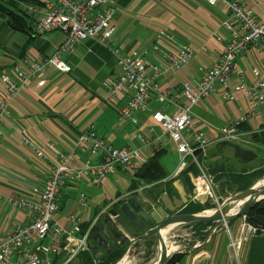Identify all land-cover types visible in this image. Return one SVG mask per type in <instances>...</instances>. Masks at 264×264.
Wrapping results in <instances>:
<instances>
[{"label":"crops","instance_id":"1","mask_svg":"<svg viewBox=\"0 0 264 264\" xmlns=\"http://www.w3.org/2000/svg\"><path fill=\"white\" fill-rule=\"evenodd\" d=\"M238 1L252 7L259 19L264 18V0ZM117 2L114 40L123 50L143 52L151 49L161 29L169 31L176 38L178 46L190 47L192 56L187 64L180 68H164V72L158 77L163 88L171 92L182 90L186 83L196 85L205 70L212 66L222 53L229 38L228 30L222 24L229 15L225 0H219L216 4H211L208 0ZM32 15L34 29L37 14ZM1 17L3 19H0V96H4L6 84L2 79V73L6 71L15 81L21 82L12 70L19 60L26 58L25 67H29L32 61L28 58L37 59L52 54L64 41L66 33L53 31L41 34L34 29L32 34L29 23L28 30L30 29L31 33L13 28L8 17L0 9ZM14 31H21L24 35L15 39ZM160 46L166 51L170 50L162 41ZM159 57L160 54L153 51H148L146 55L147 61L152 62L160 61ZM62 58L71 65V71L50 68L42 76L39 74L31 76L15 94L9 112L1 124L0 239L5 238L17 224H26L31 220L29 210L14 205L12 199L22 196L31 201L39 200L40 190L52 167L59 160L60 154L70 153L71 164L75 166H82L86 162L96 164L101 161V153L93 154L89 141L82 143L78 141V136L84 130L94 129L115 146L140 147L148 159L157 153L161 154V163L167 177L146 187L141 193H136L142 201L146 198L157 199L163 192L170 196H179L175 180L182 181L185 187L193 192V188H189L184 177H181L191 161L170 185L173 178L168 177L179 169L182 156L172 139L162 138V128L152 117L154 110L172 112L174 105L154 98L150 102L149 110L137 113V122L131 118H121L118 108L109 102L107 89L102 84L106 76L113 74L117 69V58L111 47L93 39H85L77 45L75 51L64 53ZM263 65V54L250 48L237 57V68L227 87L233 91L234 97H224L226 89L217 85L216 90L195 103L193 112L197 125L205 132L210 142L209 156L206 160L209 169L222 163L231 165L226 157L230 156V150L234 155L232 144L241 142L242 146L256 152L258 149L264 150V144L259 141L260 137L253 136L254 132L256 134L264 131V104L260 106L257 114L249 116L238 126L240 139L235 141L220 139L223 128L235 122L247 108L246 89L258 81V71H261ZM41 80L43 83L39 85ZM39 149L43 151L42 155L38 153ZM171 149L176 150L178 158L173 156L166 160L165 157L172 152ZM251 161H239L240 166L227 167H231L235 172L243 168L259 167L251 166ZM142 165L137 163L134 169L119 166L102 183L80 180L64 185L60 190V209L54 213V220L68 230H74L75 226L71 215L80 217L83 223H95L102 211L112 202L121 198L126 200L133 195L135 189L133 183L137 179L135 174ZM197 170L199 173L198 168ZM197 174L189 171L193 184V177ZM159 190L161 192L156 198L155 192ZM82 191L87 196L86 205H82L79 199ZM184 208L179 212L183 213ZM214 222H209L210 224L202 229L204 234L203 236L200 234L202 244L197 248L188 247L174 264H231L228 257V234L224 230L215 233L206 230ZM150 232L141 238L131 239L127 243L128 248L136 246L139 250L141 247L145 249L146 240L151 239ZM165 242L169 245L168 251L172 252L175 243L166 240ZM53 259L56 261L55 257ZM156 261L153 259L154 263ZM153 262L151 264H154ZM123 263H130L127 256L123 258ZM242 264H245V259Z\"/></svg>","mask_w":264,"mask_h":264},{"label":"built area","instance_id":"2","mask_svg":"<svg viewBox=\"0 0 264 264\" xmlns=\"http://www.w3.org/2000/svg\"><path fill=\"white\" fill-rule=\"evenodd\" d=\"M117 1L33 0V2H22L30 12L37 14L34 26L36 32L48 34L53 31H62L66 33V38L52 54L37 59L28 58L32 61L29 67H25L26 58L19 60L12 70L21 82L15 81L6 71L2 73V79L6 84V94L0 96V137L1 124L9 112L13 98L30 77L38 74L42 76L50 68L64 72L71 71V65L62 58V55L75 51L81 41L93 39L111 47L117 58L116 71L106 76L102 84L107 89L109 102L118 108L121 118H131L137 122V113L149 110L150 102L154 98L172 103L174 105L172 112H166L163 109L152 112L154 121L162 128V138L172 139L182 156L179 169L168 178L178 176L191 161L199 169V173L193 177L194 188L191 201L205 203L210 199L219 203V198L223 196L218 194L215 174L210 171L206 163L210 142L205 132L197 125L193 107L200 98L216 90L217 85L224 86L226 89L224 97H234L233 91L228 90L227 87L237 68V57L250 48L259 50L264 56V18L259 19L254 9L247 4L238 0H225L229 15L222 24L229 32V38L222 53L212 66L205 70L196 85L186 83L182 90L171 92L163 88L158 77L164 72V68H180L187 64L192 56L190 47L178 46L176 38L169 31L161 29L151 49L143 52L123 50L114 40ZM208 1L216 4L219 0ZM161 41L170 47L169 51L160 46ZM148 51L160 54V61H147ZM258 74V81L246 89L247 108L235 122L223 128L221 140L240 139L241 133L238 126L249 116L257 114L260 106L264 104V65ZM42 83L43 80L38 84ZM78 141L81 143L89 141L91 152L101 153V161L96 164L86 162L82 166H75L71 164L70 153L60 154L59 160L52 167L40 190L39 200L31 201L22 196L12 199L14 205L29 210L31 220L26 224H17L5 238L0 239V264H71L80 252L90 248L89 241L95 223L83 231V220L71 215L75 226L74 230H68L54 220V213L60 209L61 188L68 183H77L80 180L102 183L119 166L134 169L137 163L144 164L148 161L140 147L115 146L94 129L84 130L78 136ZM38 153L42 155L43 151L39 149ZM150 185L140 186L135 193H141ZM229 198L227 197L226 201ZM79 199L82 205L87 204L84 191L80 192ZM223 203L217 206L220 208ZM241 206V204L238 205V207ZM238 209H234L232 213H236ZM178 227L170 236L171 239L169 238L172 244L175 243L174 250L168 251L171 256L187 251L188 247L197 248L203 241L192 225H189L188 231H179ZM206 230L212 233L224 230L228 234V257L231 264H242L250 239L254 235L264 234V224L251 220L249 213H245L231 220L216 221ZM182 237L185 241H178V238ZM168 247L169 245H167L169 250ZM51 255L56 258V261L49 258Z\"/></svg>","mask_w":264,"mask_h":264},{"label":"water","instance_id":"3","mask_svg":"<svg viewBox=\"0 0 264 264\" xmlns=\"http://www.w3.org/2000/svg\"><path fill=\"white\" fill-rule=\"evenodd\" d=\"M259 141L264 144V137ZM232 147L240 162H249L258 155L255 150L240 144H232ZM262 180L263 178L249 188L230 196L228 200L242 201V206L236 213L227 215H223L217 207L212 208L216 210L212 214L180 213V209L191 200L193 192L179 180L174 181L179 196H170L163 192L157 199L146 198L144 201L136 195L126 200L121 198L108 205L96 219L89 241L90 248L94 250L95 259H99L104 249L111 250L113 246L129 243L131 239L141 238L151 231L159 252L154 264H166L171 254L168 252L162 230L169 225L178 227L197 222H222L249 213L255 206L258 211L253 215V220L264 224V185L255 188ZM245 264H264V234L254 235L250 239Z\"/></svg>","mask_w":264,"mask_h":264},{"label":"trees","instance_id":"4","mask_svg":"<svg viewBox=\"0 0 264 264\" xmlns=\"http://www.w3.org/2000/svg\"><path fill=\"white\" fill-rule=\"evenodd\" d=\"M28 1L33 2V0H0V9L1 11L7 15L9 23L12 25L13 28L17 30L22 31H29L28 30V23L30 24V28L32 31V34L34 33L33 29V15L32 12H30L26 7L23 6L22 2ZM10 3L11 5H14L16 9L8 8L4 3ZM34 14V13H33ZM31 17V18H30ZM29 31L28 33H31ZM254 135L259 136L260 138L264 137V131L257 132ZM259 138V139H260ZM161 154L157 153L154 156L150 157L146 163H144L139 170L136 172L135 175H137V179H135L133 183L134 193L132 196L137 195L135 193V190H137L140 187V184H155L157 181H160L161 179L167 177V173L165 172L164 166L161 163ZM231 166L225 163L215 165L214 168H210V171L215 175L216 180L220 182V187L223 192H225L226 189L229 190H245L249 188L254 182L257 180L263 178L264 176V164L262 166H259L255 169H249V168H243L242 170H239L238 172L232 171L233 169ZM192 170L195 174L198 173L197 166H195L193 163H190L189 166L182 172L181 177H184L185 181L187 182L189 188H194V184L191 182L189 177V171ZM222 172L219 174L218 172ZM223 178V179H222ZM174 178L171 180L170 185L173 184ZM150 185V186H151ZM157 187V186H154ZM161 190L155 192L156 198L159 196V193ZM211 206L209 202L201 203L192 201L184 208L183 213H194L201 211L207 207ZM258 207L255 206L250 212L249 217L252 220L253 215L258 211ZM91 222H85L82 225L83 231H86L90 226ZM210 224L209 222H197L192 225L194 228L197 229V235L199 236L203 232L201 231L203 228H206V226ZM94 230V227L91 231ZM201 232V233H200ZM204 234H202L203 236ZM201 237V235L199 236ZM145 243V253L146 255L150 256L153 253V243L151 239L146 240ZM138 246V245H137ZM128 244L122 243L119 246H113L111 250L104 249V253L100 256L99 259H95L94 257V250L92 248H89L87 250H84L78 254L76 259L71 264H115L127 251ZM183 255V253H175L173 254L166 264H174L176 261L180 259V257Z\"/></svg>","mask_w":264,"mask_h":264},{"label":"rangeland","instance_id":"5","mask_svg":"<svg viewBox=\"0 0 264 264\" xmlns=\"http://www.w3.org/2000/svg\"><path fill=\"white\" fill-rule=\"evenodd\" d=\"M4 4L8 8H11V9L14 8V9H16V7H14V5H10L8 2H6ZM5 16H7V15H5ZM0 19H3V17H1ZM14 32H15L14 33V38L15 39H17V37H19V36H23L24 35V33L21 32V31H14ZM237 144L243 145V143H241V142H238ZM229 153H230V156H227L226 158L228 159V161L230 162V164L233 167L234 166H240L239 165V161L237 160V157L235 155L231 154V150L229 151ZM257 153H258L257 157H255L251 161V163H250L251 166H260V165L264 164V150L263 149L262 150L261 149H258ZM173 156H176L178 158V153L176 152V150H172V152L169 153L165 158L167 160V158H170V157H173ZM177 162H178V159H177ZM246 164H248V163H246ZM263 178H264V176H263ZM217 183H218L217 192H218L219 195H222L223 196L222 198H219V203L220 204L223 203V202H225L226 199H227V197H230L233 194L237 193L235 190H229V189H226L225 192H223L221 190V187H220V182L217 181ZM205 202H209L211 204V206L205 208L204 210H202V211H200L198 213L205 212V211L210 210L212 208L218 207L217 205H219V203H216L215 200L208 199ZM237 208H238V206H236L234 209H237ZM232 226L235 227L234 224H232ZM176 229H177V227L174 226L171 230H169V232L167 233L166 238H165V240L167 242H169L170 236L176 231ZM178 229H179V231H181L182 229L185 230V231H188V230H190V227H189L188 224H184V225H180L178 227ZM224 236H225V234L223 233V237ZM150 237H151V241L153 243V248L155 249L154 250V254L152 253L150 256H148V255H146L145 250L143 249V247H141L140 250H139L138 247L134 246L133 248L130 247L132 249L128 248L127 251H126V253L117 262H119L121 260L120 261L121 264H124L123 263V258L125 256L128 257V259L130 261L129 264H151V262H153V259H154V261H156V259H158V256H159V252H158V248L154 246L155 245V237L152 234H151ZM188 237L189 236H187V238ZM179 239H181V240H179ZM178 241L184 242L183 237L182 238H178ZM49 258H54V256L51 255Z\"/></svg>","mask_w":264,"mask_h":264},{"label":"bare ground","instance_id":"6","mask_svg":"<svg viewBox=\"0 0 264 264\" xmlns=\"http://www.w3.org/2000/svg\"><path fill=\"white\" fill-rule=\"evenodd\" d=\"M263 185H264V180H262L260 183H258L255 188H259ZM241 202L242 201H239V200L232 201V202L230 200H227L220 206V208L219 207L218 208L223 213V215H227V214L232 213L234 208L236 206H238ZM215 211H216L215 209H211V210H207V211L203 212L202 214H212ZM173 227H174V225H169L168 227H166L165 229L162 230V235H163L164 241H165V236L167 235L169 230H171ZM169 252H171V251H169ZM118 264H121V262L119 261Z\"/></svg>","mask_w":264,"mask_h":264},{"label":"flooded vegetation","instance_id":"7","mask_svg":"<svg viewBox=\"0 0 264 264\" xmlns=\"http://www.w3.org/2000/svg\"><path fill=\"white\" fill-rule=\"evenodd\" d=\"M152 232H150V234H151Z\"/></svg>","mask_w":264,"mask_h":264}]
</instances>
